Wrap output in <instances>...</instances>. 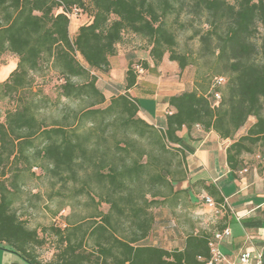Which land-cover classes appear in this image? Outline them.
<instances>
[{"label": "trees", "instance_id": "1", "mask_svg": "<svg viewBox=\"0 0 264 264\" xmlns=\"http://www.w3.org/2000/svg\"><path fill=\"white\" fill-rule=\"evenodd\" d=\"M74 9L89 22L71 38ZM183 11L205 17L207 29L196 32L200 47L194 55L176 51L166 21ZM126 35L146 41L154 66L168 54L179 71L197 69L194 88L168 98L163 129L140 116L138 101L128 93L137 80L134 64L125 71L122 93L96 74L108 73L109 58ZM5 54L17 65L0 83L1 95L17 99L0 122V248L28 264H205L213 233L224 228L211 235L187 233L182 249L167 250L149 241L156 223L152 209L180 195L172 183L184 181L186 169L174 176L172 162L180 155L185 163L177 147L183 128L200 127L229 139L226 163L232 172L244 166L246 154H258L264 163V0H0V58ZM44 62L62 80L58 98L81 103L76 110L65 107L50 123L36 115L48 98L31 92V75ZM219 77L224 83L215 89L220 93L215 106L212 83ZM33 168L61 188L71 184V199L84 195L108 206L106 212L51 227L57 244L48 262L34 252L43 243L37 231L13 210L25 173ZM194 186L223 203L214 185Z\"/></svg>", "mask_w": 264, "mask_h": 264}, {"label": "crops", "instance_id": "2", "mask_svg": "<svg viewBox=\"0 0 264 264\" xmlns=\"http://www.w3.org/2000/svg\"><path fill=\"white\" fill-rule=\"evenodd\" d=\"M73 25L71 28L75 35L78 27L83 24ZM125 44V42L120 44L118 53L109 58L108 73L98 78L114 90L115 87L109 82L116 84L120 89L119 93H122L125 71L130 63L134 64L137 80L128 93L138 101L141 109L140 116L163 129L168 98L179 94L176 90L179 85L177 80L166 78L163 74L166 68L175 73L178 69L177 65L164 58L162 63L154 66L148 51L136 46L126 47ZM140 60L147 64L146 69L140 68L137 64ZM16 65V58L6 61L4 68H8L6 72H2V80L15 69ZM109 95H111L110 92ZM253 122L254 119L251 118L248 125L240 129L235 138L243 134ZM178 135L181 140L177 147L185 155L184 165L187 177L186 181L173 184L174 192L180 194L176 202L166 203L163 206L174 209V206L180 207L184 204L195 215L196 220L203 222L192 223V229L188 232H182L181 229L173 231L163 227L160 234L162 239L155 235L156 230H152L153 236L149 237V241L167 250L182 249L187 233L211 235L217 229L228 228L229 236L217 243V249L226 260L223 264L236 261L240 253L245 250L264 253V163L259 155H244V166L238 172H232L226 163V148L231 143L229 139H220L213 131H203L200 127H195L189 132L183 128ZM197 182L212 184L218 189L223 200L227 202V209L221 216L214 217L205 208L202 198L207 194L198 186H194ZM162 208L161 205L154 212L156 221L165 220ZM160 240L162 245L159 243ZM0 264L28 263L17 254L0 248Z\"/></svg>", "mask_w": 264, "mask_h": 264}, {"label": "rangeland", "instance_id": "3", "mask_svg": "<svg viewBox=\"0 0 264 264\" xmlns=\"http://www.w3.org/2000/svg\"><path fill=\"white\" fill-rule=\"evenodd\" d=\"M69 17V35L73 38L74 35L71 26L73 24H86L89 21V18L75 9ZM204 20L205 17H195L184 11L179 14L171 13L167 16L166 21L176 37L177 52L190 53L193 55L196 54L199 50L200 43L198 36L195 34L196 32H203L207 29V25ZM262 35L263 31L259 28L258 35H256L253 39V42L257 46L261 42ZM130 36H124L126 47L136 46L139 49H143L145 51L147 50L146 41L136 37L130 38ZM118 50H120L119 46L117 47V53ZM165 56L167 57L168 54ZM11 58L15 57L11 54H5L0 58V83L8 77L5 76L6 78L4 77L2 80V72H6L8 68H4V64ZM78 60H80L79 57ZM140 62L141 61L138 62V65L141 68ZM196 70V67L188 66L180 72L179 69H177L175 73H172L169 68H166L163 75L164 77L171 78L174 81L177 80L179 85L176 90L181 93L185 90H191L194 88ZM140 72L141 71H139V73ZM96 74L102 78L104 73L96 72ZM31 78V92L36 93L40 90L41 96H46L49 100L46 106H42L38 109L36 114L37 117L39 119H43L45 123H50L52 120H59L65 107L73 110L80 107L81 103L79 101H70L64 98H58L56 86L60 84L62 80L59 78L58 74L51 69L49 63H41V69L32 74ZM2 90L3 88L0 86V122L4 121L7 110L14 109L17 99V96L15 95L2 98ZM26 95H28V93H26ZM39 98L40 97H37L38 100ZM106 98L107 100L109 99L108 94H106ZM180 160L181 157L178 155L172 162V169L176 172L174 176L176 175L177 177L181 174L179 172L185 168V165ZM31 174H34V176ZM184 177H187L186 173ZM25 182V185L21 187L20 192L14 199L13 210L17 213L19 218L25 222L27 228L37 231L39 239L42 240L43 243L41 246L34 247V252L41 262L51 261L53 254L55 253V246L57 242L55 237L50 233L51 227L54 228L57 226L62 228L68 222L80 221L87 218L90 214L106 212L108 210L107 205L103 203H92L91 200L84 195L77 197L76 199H71L68 191L71 184H68L65 188H61L59 184H55L48 176H44L39 168H33L31 172L25 173ZM174 183L176 182L172 183L173 190ZM94 200L97 202V199ZM168 203L172 204L173 201H169ZM162 207L165 220H163V222L156 221L157 224L153 228V230H156L155 235L158 236V238L162 239L160 234L163 227L168 230L175 231L176 229H181L182 232H188L192 229V223H196L197 221L201 223L203 222L202 220H196L194 218L195 215H193V213L190 212L184 204L180 207L174 206V209L167 207L164 208V206ZM157 209L158 208H153L152 213L156 212ZM201 216L203 217L204 215ZM44 228L49 229L47 233L43 232ZM151 236H153L152 232L149 237ZM159 243L162 245V240H160Z\"/></svg>", "mask_w": 264, "mask_h": 264}, {"label": "built area", "instance_id": "4", "mask_svg": "<svg viewBox=\"0 0 264 264\" xmlns=\"http://www.w3.org/2000/svg\"><path fill=\"white\" fill-rule=\"evenodd\" d=\"M223 83L224 79L220 77L216 78L212 83V94L215 106L220 101V93L215 91V89L223 85ZM202 199L205 208L214 217L221 216L227 209V202L225 200L221 204H216L214 200L209 196H204ZM229 234L230 231L228 228H224L221 231H215L213 233L212 239L208 244L210 250V258L205 262V264H223L224 262H226V260H224V257L217 249V243L223 240L225 237H228ZM263 261L264 253L245 250L240 253L236 261L230 262L229 264H263Z\"/></svg>", "mask_w": 264, "mask_h": 264}, {"label": "water", "instance_id": "5", "mask_svg": "<svg viewBox=\"0 0 264 264\" xmlns=\"http://www.w3.org/2000/svg\"><path fill=\"white\" fill-rule=\"evenodd\" d=\"M263 264H264V261H263Z\"/></svg>", "mask_w": 264, "mask_h": 264}]
</instances>
